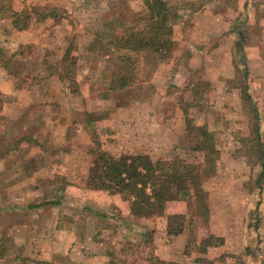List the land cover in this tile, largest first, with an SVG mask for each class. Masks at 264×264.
Instances as JSON below:
<instances>
[{
	"label": "rangeland",
	"instance_id": "obj_1",
	"mask_svg": "<svg viewBox=\"0 0 264 264\" xmlns=\"http://www.w3.org/2000/svg\"><path fill=\"white\" fill-rule=\"evenodd\" d=\"M142 1L0 0V75L12 79L11 90L19 86L28 94L38 83L53 93V99L38 102L29 126L10 132L7 122L15 120L7 114L5 130L0 123V264H62L44 258L46 244L35 236L46 231L48 220L41 219L50 215L49 205L77 211L78 203L87 216L103 219L105 226L98 231L108 235L117 231L123 237L122 254L113 256L116 264H125L131 254L154 264H264V0L170 2L167 17L174 30L170 55L114 45L127 29L145 25L138 19L146 11ZM207 2L220 8L219 20L194 17ZM196 44L200 48L195 49ZM174 59L183 72L188 70L181 80L164 78L174 140L168 143L157 137L152 147L142 131V94L157 66ZM121 66L132 68L134 80L126 88L114 89L117 73L126 70ZM62 87L69 92L60 98ZM244 91L250 100L243 99ZM11 101L0 92V113ZM16 102L23 104L22 111L29 109L24 101ZM129 127L134 128L132 133H125ZM197 127L211 134L220 149L216 173L201 181L209 209L203 211L194 189L170 199L188 204V214L171 215L168 226L186 230L187 261H161L155 256L152 223L146 226L117 210L126 204L131 208L132 196L94 189L90 180L101 172V154L203 163L205 153L195 149ZM22 135L27 144L21 146L23 141L17 138ZM9 155L17 157L15 164L5 161ZM42 156L71 160L63 163L61 172L49 173L45 171L49 165L39 164ZM23 159L30 162L24 164ZM25 174L30 177L25 179ZM25 184L42 194L35 197L37 202L26 203L17 196L24 201L19 204L5 194L7 188ZM83 188L98 192L85 193ZM114 199L120 203L117 208ZM93 204L110 208L99 216ZM30 234L32 244L25 239Z\"/></svg>",
	"mask_w": 264,
	"mask_h": 264
},
{
	"label": "crops",
	"instance_id": "obj_2",
	"mask_svg": "<svg viewBox=\"0 0 264 264\" xmlns=\"http://www.w3.org/2000/svg\"><path fill=\"white\" fill-rule=\"evenodd\" d=\"M142 1V0H138ZM170 5L171 3H174L176 0H166ZM209 3H211L212 0H207ZM143 2V1H142ZM171 2V3H170ZM207 2V4H208ZM220 2V0H219ZM205 4L204 9L205 10H197L194 14V17L196 19L198 18H204L206 17L208 20H219L220 18V8L215 4ZM170 10L172 7H170ZM177 16V15H175ZM212 21V22H213ZM200 36V33H199ZM200 46L196 44L195 49ZM211 62L214 61L213 58H209ZM207 65V62L205 63ZM182 66H179V61L171 60L169 62H166L164 64H159L154 71L153 79L148 81V86L145 91H143L142 99L144 107V113H143V135L148 141L149 145H152L156 143L157 137L163 138L168 143H171L174 140V120L170 118L169 116L172 115V113H167V102L165 100H171L168 94V89L166 87V79L165 77L170 78L171 75L175 77L176 79L179 78L180 80L183 78L184 74L188 72V70H184V72L181 70ZM177 68V70H176ZM185 68V67H184ZM0 70L2 68L0 67ZM174 70H176L174 72ZM192 71H189V81L190 77L192 75ZM167 78V79H168ZM164 79V80H163ZM11 78L5 75H0V92L2 93V97L13 99L11 101L12 103L7 105L5 109L3 108L0 113V117L5 119H0L3 121L1 123L3 130L6 129V114L8 116H12L15 120V122L8 121L7 123H10V132L17 131L18 129H21L20 125H27L31 123L33 120L31 116L35 115L36 106L38 105V102L42 100H48L53 99V93H51L47 87L44 88L42 86L43 84L36 83L33 86V89L28 93L24 94V91L19 86H13L11 90V86H9V82H11ZM185 80V79H184ZM14 89V90H13ZM68 89L61 88L59 89V97L61 98V94L67 95ZM85 96V90L82 91ZM58 97V98H59ZM16 99H19L21 101H24L23 103L28 104L29 109L23 110L22 107L23 104H18L16 102ZM33 108V109H32ZM127 107L121 108V111H125ZM27 117V118H25ZM167 119V121L163 119ZM110 121V120H109ZM126 124L130 125L132 122L129 120H126ZM41 125V123H38ZM122 124V123H121ZM38 125V126H40ZM59 131L62 132V125H59ZM55 127L54 125H51V128ZM134 128L129 127L124 130V132L129 133L133 131ZM164 129V130H161ZM161 131L162 136H157L156 131ZM25 135L20 136L17 138L18 142L23 141L21 146L24 145L25 142ZM10 140H14V136H10ZM43 152V151H42ZM16 156L9 155L8 157H5V161L7 163L12 162L13 164L17 161ZM26 159H23L24 164L29 163L30 161H25ZM31 160V159H30ZM71 159H68L70 161ZM67 158H60L59 156H56L55 158H48L45 156H42V158L39 159V164L42 165H49L46 166L45 171L47 170L49 173H55V172H61L60 170L63 167V163H67ZM84 162V160H83ZM78 167L80 166L81 161L78 162ZM50 165L52 171H50ZM25 165H23V169ZM59 169V171H57ZM83 177H84V173ZM25 179H28L30 176L23 175ZM37 177V176H36ZM48 176L43 177V179H47ZM53 176H50L48 178H52ZM75 177H78V175H75ZM18 186H12L10 188H7V192L5 194L10 195L9 197L14 199H11V201L16 202L14 200H19V204H23L24 201H22V198H19L17 196H23L26 203L30 202H37L36 196H41V193H33V190H31L30 186L28 184H25L22 187L17 188ZM21 190V195H17V191ZM24 190V192L22 191ZM85 193L93 192L94 194H97L98 191L96 190H89L86 188L82 189ZM40 192V191H39ZM33 194V195H30ZM35 194V195H34ZM37 194V195H36ZM45 194V192H44ZM33 198H32V197ZM212 198V195H211ZM78 202V200H77ZM39 203V202H38ZM120 204L117 199H114L113 208L119 207ZM80 205L79 203L77 206ZM86 205V204H85ZM50 209L48 212L50 213L47 219L46 216L41 217L38 216V220L41 219L42 223L46 222L48 220V226L47 228H44L46 231L43 235H38L36 237V241L42 242L44 241L46 244V256L44 257L46 260L50 261H56L61 262L62 264H116L113 263V256H119L122 254V242L123 237L119 235V232H112V234L108 235L107 233H101L98 231L99 227L105 226L103 219L100 217L93 218L90 216H87L85 211L80 210V207L76 206L77 211L73 210L71 211L69 209L63 210L62 207L56 206V205H49ZM94 209L98 208L99 216H101L100 212H108L110 206H100L93 204L92 206ZM40 208V206H39ZM209 208V207H208ZM212 208V206H211ZM119 211H122L125 216L131 217V219L139 220L140 222L146 224V226L150 223H152V231L154 236V244L156 246L155 248V256L161 260V261H173V262H182L185 263L187 261V254H185V245L187 244L188 240V234L186 233V230L181 231L178 234H169V222L171 220V215L176 214H188V204L186 201H168L166 204V209L163 215H155L152 217H137L133 214L130 208V204L126 205H120V208L117 209ZM33 210L29 211L30 213ZM33 219L37 220L35 217ZM100 220V221H99ZM32 225V224H31ZM30 225V226H31ZM26 238H30L27 240L29 243H34V235L30 234L28 236H25ZM40 239V240H39ZM120 239V240H119ZM128 240H131L128 238ZM26 241V240H25ZM123 243H125L123 241ZM129 260L128 262H125V264H154L152 260H150L147 257H139L135 258L134 255L131 254V256H128Z\"/></svg>",
	"mask_w": 264,
	"mask_h": 264
},
{
	"label": "trees",
	"instance_id": "obj_3",
	"mask_svg": "<svg viewBox=\"0 0 264 264\" xmlns=\"http://www.w3.org/2000/svg\"><path fill=\"white\" fill-rule=\"evenodd\" d=\"M146 11L139 18L145 25L139 29H127L113 43L117 49L131 52H162L170 55L174 40L173 27L168 22V3L166 0H144ZM1 12V11H0ZM121 66L120 68H124ZM118 74L114 89L128 87L134 80L132 68L125 67ZM243 99L250 100V95L243 92ZM195 149L205 153L203 163H186L178 160L153 161L147 155H124L121 157L99 155L101 172L90 180L94 189L107 188L117 192H127L132 196L131 210L139 217L163 215L167 202L187 189L197 192L203 211L208 205L200 192L202 178L213 175L217 171L220 149L214 143L213 136L197 127ZM255 136L259 139L260 132L256 127ZM259 142V141H258ZM169 234H178L181 229L169 227Z\"/></svg>",
	"mask_w": 264,
	"mask_h": 264
}]
</instances>
